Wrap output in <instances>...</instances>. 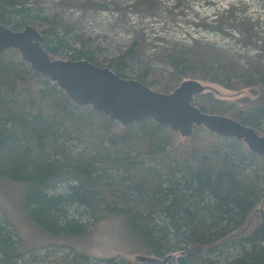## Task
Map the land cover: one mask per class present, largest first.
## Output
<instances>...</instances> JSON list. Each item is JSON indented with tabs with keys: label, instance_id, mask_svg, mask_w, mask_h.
I'll return each instance as SVG.
<instances>
[{
	"label": "trees",
	"instance_id": "trees-1",
	"mask_svg": "<svg viewBox=\"0 0 264 264\" xmlns=\"http://www.w3.org/2000/svg\"><path fill=\"white\" fill-rule=\"evenodd\" d=\"M78 2L100 6L95 0ZM143 3L144 8L139 6ZM159 5V0L133 2L134 10L149 17L156 16ZM34 11L27 0H0V23L14 29L37 27L52 58L65 54L66 59L102 65L93 50L74 45L70 26ZM209 48L213 58L204 62L199 55L172 56L177 78L207 80L232 90L251 87L258 93L229 101L205 91L195 95L194 104L263 128L264 65L249 58L244 67ZM123 59L108 66L130 77ZM136 79L162 92L173 90L159 86L149 71ZM0 183L19 187L20 211L54 241L79 239L88 233V224L116 215L158 260L170 254L176 255V264H264V210L251 233L224 242L264 199L263 155L251 151L243 139L205 126L183 136L153 119L123 125L90 105L77 104L16 48L0 54ZM61 185L66 190L57 191ZM8 224L0 219V264H35L26 256L31 248L23 246ZM219 242L235 253L212 259L210 251ZM74 251L69 260L54 252L55 263L127 264L114 257L94 261Z\"/></svg>",
	"mask_w": 264,
	"mask_h": 264
},
{
	"label": "rangeland",
	"instance_id": "rangeland-1",
	"mask_svg": "<svg viewBox=\"0 0 264 264\" xmlns=\"http://www.w3.org/2000/svg\"><path fill=\"white\" fill-rule=\"evenodd\" d=\"M27 1L34 6L35 15L54 17L70 26L74 45L93 50L101 66L123 56L128 78L149 71L159 86H171V92L182 82L171 66L172 56L199 55L198 60L204 62L213 58L208 51L214 46L212 51L219 49L244 67L249 58L264 65V0H159L155 17L134 10L136 0H95L101 7L82 5L79 0ZM139 6L144 8L145 3ZM194 39L199 40L198 46ZM65 57L53 56L67 60ZM201 82L216 97L229 101L255 98L258 93L251 87L232 90L216 82ZM257 131L264 135V127ZM64 190L65 185L57 189ZM18 192L19 187L0 183V219L8 220L7 227L16 232L26 249L31 248L26 256H32L35 264H56L54 252L69 260L74 250L89 254L94 261L114 257L127 264H176V255L155 259L138 235L116 215L88 224V233L79 239L54 241L27 221L18 207ZM263 210L264 199L224 242L251 233L259 225ZM218 244L214 252L205 248L201 251H210V257L218 260L235 253L234 248Z\"/></svg>",
	"mask_w": 264,
	"mask_h": 264
},
{
	"label": "water",
	"instance_id": "water-1",
	"mask_svg": "<svg viewBox=\"0 0 264 264\" xmlns=\"http://www.w3.org/2000/svg\"><path fill=\"white\" fill-rule=\"evenodd\" d=\"M42 38L32 24L14 29L0 23V54L18 49L33 69L57 82L77 104L90 105L123 125L153 119L183 136H190L195 126H205L221 136L243 139L251 151L264 156V135L257 129L194 104L196 94L209 91L200 80L186 79L173 92L164 93L88 59H54Z\"/></svg>",
	"mask_w": 264,
	"mask_h": 264
}]
</instances>
